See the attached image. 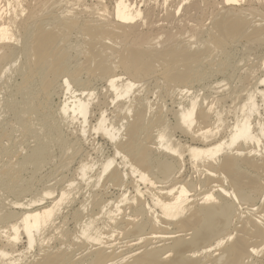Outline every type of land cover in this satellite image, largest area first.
<instances>
[{"label":"bare ground","instance_id":"1","mask_svg":"<svg viewBox=\"0 0 264 264\" xmlns=\"http://www.w3.org/2000/svg\"><path fill=\"white\" fill-rule=\"evenodd\" d=\"M240 47L264 0H0V264H264Z\"/></svg>","mask_w":264,"mask_h":264},{"label":"rangeland","instance_id":"2","mask_svg":"<svg viewBox=\"0 0 264 264\" xmlns=\"http://www.w3.org/2000/svg\"><path fill=\"white\" fill-rule=\"evenodd\" d=\"M243 49V50H242ZM252 50V51H251ZM249 51V52H248ZM238 54V55H237ZM249 54V55H248ZM241 55L243 56V57H245L246 58V56L248 57V58H246V60L247 61H244L245 63H243V65H241V66H243V67H245V65L248 67V61L250 62V61H252V63H254V62H257V65H256V68H257V70H258V73L260 72V70L259 69H264L263 67H264V65L262 66V65H260V64H258V63H260V61L259 60H261L262 59V56L264 55V47H253V48H251V49H245V48H243V47H240L239 48V50L238 51H236V57L238 58H240L241 57ZM246 55V56H245ZM262 62V61H261ZM250 64H251V62H250ZM260 66H262V68L260 67ZM246 67V68H247ZM259 67V68H258ZM220 80H221V78H220ZM152 98H154V96L152 95ZM108 148V147H107ZM107 148H105V151L107 150ZM109 151V149L106 151V152H108ZM57 160H59V158L57 159H55V161L57 162ZM51 169H53V166H51L50 167V169L47 167L45 170L48 172V171H50ZM186 172H187V174L188 175H190L192 172L189 170V169H187L186 170ZM55 176V177H54ZM52 179H53V181H52V183H54V178H56L55 180H58V179H60L61 178V176H59L58 175V173L56 174H53L52 175ZM43 180H46V179H44L43 178ZM30 197H32L31 195H29L28 196V198L30 199ZM27 198V199H28Z\"/></svg>","mask_w":264,"mask_h":264},{"label":"snow or ice","instance_id":"3","mask_svg":"<svg viewBox=\"0 0 264 264\" xmlns=\"http://www.w3.org/2000/svg\"><path fill=\"white\" fill-rule=\"evenodd\" d=\"M230 2H231V0H230ZM249 103L251 104V103H253L252 101H249Z\"/></svg>","mask_w":264,"mask_h":264}]
</instances>
